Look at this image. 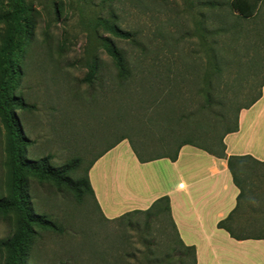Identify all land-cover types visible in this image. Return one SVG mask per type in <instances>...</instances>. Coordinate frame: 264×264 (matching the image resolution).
Listing matches in <instances>:
<instances>
[{
    "label": "rangeland",
    "instance_id": "374dc122",
    "mask_svg": "<svg viewBox=\"0 0 264 264\" xmlns=\"http://www.w3.org/2000/svg\"><path fill=\"white\" fill-rule=\"evenodd\" d=\"M230 1L28 0L33 28L13 83V94L28 107L15 111L27 141L24 157L48 159L53 168L80 159L75 174L80 178L121 138L146 152L159 151L155 120L165 115L182 136L194 123L199 145L221 136L236 124L234 108L261 95L264 84V2L253 17L236 20ZM9 9L10 0H0V13ZM111 27L129 36L115 37ZM105 40L128 64L127 80L119 78ZM211 47L221 57L220 70ZM92 64L96 78L86 82ZM228 107L226 125L217 116ZM201 108L207 110L197 113ZM174 145L165 152L172 153ZM6 161L0 119V197H7ZM252 169L251 188L264 194V166ZM23 189L32 212L60 228H34L27 249L34 264H163L175 244L165 216L151 222L141 215L107 220L94 199L79 203L64 185L28 176ZM253 199L254 194L244 213L255 205L263 215H240L238 223L249 236L264 237V200ZM12 223L0 216V240L14 233Z\"/></svg>",
    "mask_w": 264,
    "mask_h": 264
},
{
    "label": "trees",
    "instance_id": "16d2710c",
    "mask_svg": "<svg viewBox=\"0 0 264 264\" xmlns=\"http://www.w3.org/2000/svg\"><path fill=\"white\" fill-rule=\"evenodd\" d=\"M262 1L263 0H231L229 7L236 20L249 19L254 16L258 4ZM29 13L30 6L28 5V0H10L9 11L0 13V26H2V32L0 33V119L6 128L7 157V197H0V216L6 218L9 222L13 221L14 223L12 224H14L15 227V231L10 237L0 240V254L4 255V262L0 264H34L27 252L32 237L37 234L34 228L52 232L60 231V228L46 216L36 215L32 212L28 203V195L23 189L25 178L32 176L39 180H50L57 185H64L74 192L79 203H82L85 197L88 196L94 199L98 207L89 182V170L98 159L123 140H128L132 152L140 163H147L165 158L175 162L179 150L184 146L196 147L212 156L226 159L233 182L240 193L237 198L236 208L225 220L218 223L217 228L225 230L229 233L231 238L237 241L264 239L263 236H249L250 234L246 233L243 229L244 225L242 227V225L238 223L240 215H237L241 209L242 202L249 196L252 197V194H254L255 203L264 200V194H255L249 181L250 174L254 171V169H252L253 166H264V162H258L249 156L227 157L225 155V145L223 142L227 135L235 133L238 130L237 117L239 112L241 110H247L255 104L260 99V94L253 98L248 105L234 108L232 112L229 110V107L222 111V113L217 116L218 118L222 119L227 125L228 120L226 119V115H230L231 112L232 114L234 113L236 124L234 125L233 123L232 127L227 125L221 136L217 138L210 137L205 140L208 143L207 146L197 144L198 138H196L194 134L197 127H195L194 123L191 128L188 129V133L182 136L180 135V131L176 128V121L165 115V117L155 120V126L161 130V133L156 135L154 143L155 147L160 148L159 151L146 152L143 150V145L140 147L126 137L121 138L116 144L100 153L87 167L84 176L80 178L75 177L76 170L81 164L80 159H75L71 164L59 168L49 166L48 159L39 161L27 160L24 157L27 141L22 137L21 125L15 111L28 107L22 98H18L13 94V83L19 73L17 64L18 55L24 49L29 39L30 31L33 28L29 21ZM218 32L220 31L216 33ZM111 33L115 37L129 36L114 27H111ZM104 48L115 63L119 78L127 80V78L130 77V70L124 57L116 50L109 40H105ZM210 50L213 53L215 49L211 47ZM213 54L217 63V70H220V64L222 62L221 57H219L215 51ZM96 73V66L92 64L85 78L86 82H92L96 78ZM207 99H211L209 93H207ZM207 109L201 108L197 113L200 114L203 110ZM172 142L175 144L173 152H165V149L167 147L169 148ZM137 215H141L147 222H151L153 219H160L161 216L168 218L175 234V244L171 251L166 254V261L163 264H197L195 248L185 246L177 235L171 217L169 199L167 197L158 199L146 211H133L119 218L124 219Z\"/></svg>",
    "mask_w": 264,
    "mask_h": 264
},
{
    "label": "crops",
    "instance_id": "0c3cea01",
    "mask_svg": "<svg viewBox=\"0 0 264 264\" xmlns=\"http://www.w3.org/2000/svg\"><path fill=\"white\" fill-rule=\"evenodd\" d=\"M260 91V99L240 112L238 130L224 138L227 157L264 162V84ZM88 176L107 220L146 211L167 197L177 235L185 246L195 248L197 264H264V239L237 241L217 228L236 208L240 193L226 159L184 146L175 162L165 158L140 163L129 144L121 142L94 163ZM248 203L249 197L237 215H263L255 205L244 213Z\"/></svg>",
    "mask_w": 264,
    "mask_h": 264
}]
</instances>
